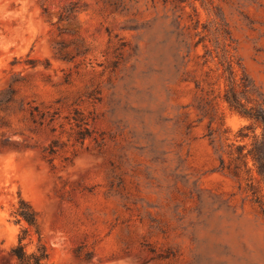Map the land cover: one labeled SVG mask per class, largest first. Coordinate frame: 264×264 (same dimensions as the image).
Here are the masks:
<instances>
[{"label": "rangeland", "instance_id": "1", "mask_svg": "<svg viewBox=\"0 0 264 264\" xmlns=\"http://www.w3.org/2000/svg\"><path fill=\"white\" fill-rule=\"evenodd\" d=\"M233 76L264 107V0H0V264L18 194L54 264H264Z\"/></svg>", "mask_w": 264, "mask_h": 264}, {"label": "trees", "instance_id": "2", "mask_svg": "<svg viewBox=\"0 0 264 264\" xmlns=\"http://www.w3.org/2000/svg\"><path fill=\"white\" fill-rule=\"evenodd\" d=\"M234 74L233 70L230 71ZM236 78L232 77L226 88L224 98L230 107L246 117L249 123L240 126L234 133V139L226 142L223 154L219 157L218 168L245 179L247 190L264 211L262 182L264 183V107L261 104L248 106L239 95ZM240 93L245 94L248 88L240 86ZM223 123V122H222ZM261 132H256V127ZM230 129L225 127L220 136L229 140ZM13 220L21 224L17 241L10 247L11 258L15 264H54L49 257V249L40 229L38 212L32 203L18 194L17 201L10 211Z\"/></svg>", "mask_w": 264, "mask_h": 264}]
</instances>
